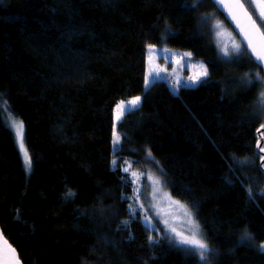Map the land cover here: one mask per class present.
<instances>
[{
    "label": "trees",
    "instance_id": "obj_1",
    "mask_svg": "<svg viewBox=\"0 0 264 264\" xmlns=\"http://www.w3.org/2000/svg\"><path fill=\"white\" fill-rule=\"evenodd\" d=\"M215 18L226 22L210 0H0V226L24 264H264V75L243 52L219 56ZM160 45L191 52L209 78L147 89ZM128 165L159 168L201 225L205 260L130 214Z\"/></svg>",
    "mask_w": 264,
    "mask_h": 264
},
{
    "label": "rangeland",
    "instance_id": "obj_2",
    "mask_svg": "<svg viewBox=\"0 0 264 264\" xmlns=\"http://www.w3.org/2000/svg\"><path fill=\"white\" fill-rule=\"evenodd\" d=\"M256 0H252L253 6H255ZM246 7H248V3L246 2ZM249 11L252 12V8H249ZM258 13V9H257ZM257 13H253V17L255 18ZM220 24L221 28L216 29L215 25ZM259 24L260 22L257 21ZM213 28H214V37L216 40V49L219 54V56L226 60L230 58L232 55H238L233 53L229 57H225L223 55V52L221 51V48L224 46H227L229 51L232 50V45L234 43H238L241 46V49L243 50L244 46L241 43L239 39H237L236 33L227 25L226 22L221 21L218 18H215L213 21ZM262 29H264V26H262ZM219 32V35L217 34ZM184 53H187V51H181L176 49H171L167 47L166 45H160V46H152L151 48H148V69H147V76L146 80L148 81L146 88L148 89L153 83L163 80L169 84L173 92L178 93L181 88L189 87V88H195L199 85L193 87L191 86V82L187 80V77L194 76L197 73L201 71L199 65H203L208 72L207 77H203V80L209 78V71L206 66V64L202 61H197L193 58V54L191 53V57L184 56ZM182 58V59H181ZM179 60V63L177 61ZM161 69H164V71H161ZM159 72V78L155 76V73ZM151 73V75H150ZM177 81H179V85H177ZM142 99H140L141 104ZM124 107L123 109L116 110V116L115 119L117 122L121 121L122 118L125 116L127 112L130 110V105L127 103H123ZM120 105V104H119ZM138 105V106H139ZM16 122H19L15 120ZM11 122V120H10ZM13 124V121L11 122V125ZM15 132V131H14ZM23 132V148L20 147V142L17 138V144L18 147L22 153V157L25 160V143H24V128L22 129ZM17 137V136H16ZM27 152V150H26ZM28 153L27 157L28 158ZM26 166V163H25ZM31 167V166H30ZM128 167V172H126L130 179L133 182V193L130 195H127L126 198L129 200V203L131 205L136 206V214H139L143 220H144V211L147 212L148 217L151 218V223L156 225L155 230H159L161 235L167 236V233L164 231V229L167 228H175L177 232H182L185 236L190 235V225L188 223L189 217L185 214V210L180 207L182 204L180 201V204H176L175 201H177L174 197L171 196V194L164 188L162 176L160 174V170L155 165L152 166H146V168L142 169H135L133 170L130 165L126 166ZM28 168V167H27ZM30 169V168H29ZM135 172L137 173L136 176H132L131 174ZM158 179L160 183L157 185L154 183V180ZM139 189V199H136V193L135 190ZM143 204V210L139 209V205ZM150 205H155V210H153ZM188 209V208H187ZM189 210V209H188ZM191 212V211H190ZM157 213H159V217L157 218ZM192 217L195 219L194 215L191 212ZM168 220V225H164L162 223V220ZM196 221V219H195ZM196 223L199 225L200 229V235L203 237V239L206 242L205 235L203 233L201 225L196 221ZM179 246V245H177ZM182 248V246H179ZM210 252V251H209ZM198 256V255H197ZM207 257V256H206Z\"/></svg>",
    "mask_w": 264,
    "mask_h": 264
},
{
    "label": "snow or ice",
    "instance_id": "obj_3",
    "mask_svg": "<svg viewBox=\"0 0 264 264\" xmlns=\"http://www.w3.org/2000/svg\"><path fill=\"white\" fill-rule=\"evenodd\" d=\"M201 0H192L193 7L197 6ZM220 3H224V0H219ZM246 2L248 3V7H246ZM226 6L229 8V14L232 17V20L236 21V27L239 29V35H242L244 48L241 49L240 44L234 43L232 45L231 52L229 51L227 46L221 48L223 55L225 57L231 56L233 53L235 54H247L250 57H255V61L257 62V67L264 71V0H256L255 6L252 4V0H228ZM249 8H252V12L249 11ZM258 9V13H257ZM253 13H257L255 18L253 17ZM243 21V22H241ZM257 21L260 23L258 24ZM216 29H220L221 25L216 24ZM219 35V32L217 33ZM150 48L152 46H149ZM184 56L191 57V53H184ZM182 59V58H181ZM179 63V60L177 61ZM201 71L194 76L187 77V80L191 82V86L195 87L204 82L203 77H207L208 72L207 69L201 64L199 65ZM164 71V69H161ZM151 75V73H150ZM160 73L156 72L155 76L159 78ZM259 74H257V82L260 81ZM148 81L146 80V85ZM179 81H177V85H179ZM140 97L137 96L134 99L130 100L128 104L130 105V111H134L136 107L140 103ZM257 109L260 111L261 115H264V88L261 89L260 93L257 96L255 101ZM118 109H123L124 104L121 102L120 105L117 106ZM12 127L15 131V134L20 142V147L23 148V122H16L13 120ZM25 156L27 157V152L25 150ZM261 159H264L262 157ZM26 167L30 168L31 159L28 157L26 159ZM113 166H115L116 162L113 161ZM264 166V165H262ZM128 167H124L123 171L128 172ZM132 176H136L137 173L133 172ZM155 184H159L160 181L158 179L154 180ZM136 199H139V189L135 190ZM249 194L251 195V190L249 189ZM264 194V193H262ZM176 204H180L179 201H175ZM150 207L155 210V205H150ZM185 210V214L189 217L188 223L190 225V235L185 236L182 232H177L175 228H165L164 231L167 233L166 239L172 245L182 246V250L188 252L193 255H198L201 261L206 259L207 254L210 249L208 244L205 242L203 237L200 235L199 225L196 223L195 219L192 217L190 210L187 209L186 205H180ZM139 209L143 210V204L139 205ZM129 212L131 215H136V206L129 205ZM157 218L159 217V213L156 214ZM139 218V217H137ZM143 223L148 226V230L156 229V225L151 223V218L148 217L147 212L144 211V221ZM164 225H168V220H162ZM124 226H127V221L124 222ZM157 231H159L157 229ZM242 241L246 243L247 246H251L254 238L251 234L245 230ZM150 243L158 244L159 240H152ZM262 254H264V243L260 244L257 248ZM14 249H11V252L14 253ZM14 264H19L18 259L14 261Z\"/></svg>",
    "mask_w": 264,
    "mask_h": 264
},
{
    "label": "water",
    "instance_id": "obj_4",
    "mask_svg": "<svg viewBox=\"0 0 264 264\" xmlns=\"http://www.w3.org/2000/svg\"><path fill=\"white\" fill-rule=\"evenodd\" d=\"M218 9V11L221 13V15L224 17L226 22L230 25V27L233 29V31L236 33L238 39L241 41V43L244 46L243 37L242 35H239V29L236 27V21L232 20L231 15L229 14V8L226 6L228 3V0H224V3H220L219 0H210ZM243 22V21H241ZM255 61V57H252ZM257 64V62L255 61ZM264 75V71H263ZM258 145H257V152L261 157H264V127H262L258 131ZM264 159L260 162V168L264 173ZM11 249H14V253L11 252ZM19 261V264H24L21 260L20 254L18 250L10 243V241L6 238L4 235L3 229L0 226V264H14V261Z\"/></svg>",
    "mask_w": 264,
    "mask_h": 264
}]
</instances>
